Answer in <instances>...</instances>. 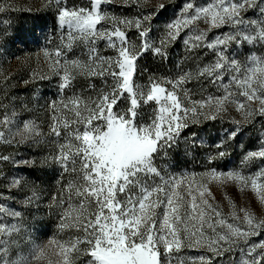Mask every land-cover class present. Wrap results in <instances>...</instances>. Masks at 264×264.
I'll list each match as a JSON object with an SVG mask.
<instances>
[{"label":"snow or ice","instance_id":"snow-or-ice-1","mask_svg":"<svg viewBox=\"0 0 264 264\" xmlns=\"http://www.w3.org/2000/svg\"><path fill=\"white\" fill-rule=\"evenodd\" d=\"M115 2L91 0L90 8L61 7L58 11L60 25L67 26L70 40L79 36L90 45L88 53L91 63L81 67L87 68V74L101 77L107 74L113 81L110 91L101 93L93 102L94 107L88 109V116H82L80 110L75 111L74 122L83 123L84 130L76 128L66 132L64 142L58 144L56 154L52 157L64 171L76 174L66 186L68 203L63 215L65 218L74 216L86 233V242L90 247L83 251L92 258L86 264H211L209 256L177 255L182 249L204 246L215 256L238 250L241 257L234 264H264V241L250 242L253 237L264 233V218L258 219L247 209H243L241 224L219 218V211L206 198V193L208 196L211 193L205 186L211 181L235 182L242 191L246 188L250 190L264 205V168L254 174H246L242 169L227 172L209 169L201 174L204 182L197 189L189 184L186 189L177 191L188 177L183 174H169L166 177L154 163L158 153L166 155L167 149L176 145L181 131L189 126L186 117L191 114L195 121L198 108L205 105L214 108L205 119L215 120L225 110L226 103L235 104L237 110H244L243 115L247 119L254 112L250 108L246 109V103L255 100L260 105L255 114L264 116V59L253 56L252 65L242 71L241 63L228 55V48L233 43L237 46L244 43L264 44V0H209L202 6L197 5L195 0H185L178 16L166 23L158 42L150 38L151 21L165 11L163 2L156 4L150 11H144L143 6L150 0H124L125 4L135 5L140 11L136 18L131 19L110 15L101 7L102 4ZM3 11L5 9L0 7V12ZM249 11H254L256 18H246ZM200 20L208 24L209 28L227 25L230 30L208 40L207 30L194 28ZM101 22L110 24V27L103 26ZM128 28L136 29L139 44L128 37ZM186 28H194L183 41L186 49L207 48L215 55L214 61L200 68L196 75L211 77L213 83L222 82L225 76L229 77L228 83L221 85L222 96L189 102L187 93L181 96L178 87L192 78L190 72L166 82L150 78L144 86L134 81L139 57L146 52L165 57L166 45L175 42ZM98 40H105L107 47L114 49L116 55H99L95 47ZM60 54L57 50L56 56ZM73 65H80V61L62 65L61 89L69 87L74 78L70 76ZM258 73L260 79L257 80ZM165 83L171 87H165ZM233 85L239 89L238 93L232 90ZM237 95L244 99H236ZM120 100L128 102L127 110L113 112V107ZM78 102L79 98L71 100L73 105ZM149 102L158 106L151 124L135 125L133 118L137 115L138 107L141 103ZM50 106L54 108L55 102ZM12 116L5 114L0 118V142L11 144L32 140L39 143L35 141L38 135L35 125L31 121H23L21 126L13 130ZM93 120H103L106 131L102 130L100 124L93 125ZM72 122L64 121V128L68 129ZM51 134L61 137L57 124L52 126ZM237 134V129L227 132L229 138ZM225 155L226 152L221 151L215 157L210 156L209 160ZM10 159L9 156L0 155V163ZM256 159H264V146L258 151L246 153L242 163L247 164ZM12 163L31 166L35 161L12 159ZM152 177H158L159 183ZM21 180V176L13 177L12 185L19 186ZM35 196L33 192L29 202ZM73 196L81 198L78 204L71 202ZM5 198L0 194V200ZM157 209L163 210L158 212ZM213 215L217 217L216 220H213ZM20 216L19 211L0 204V237H10L19 231L18 225L8 223L6 218ZM233 217L240 219L235 213ZM193 220L200 223L196 231H189L188 224ZM205 224L212 232L208 238L200 230ZM218 226L225 230L217 231ZM181 232L187 233V240ZM81 242L78 238L69 246L59 245L64 264H75L76 256L71 254L76 252L79 255L81 249L77 245ZM241 244L244 246L241 247ZM42 251L43 247L37 248L34 256L39 257ZM8 254L9 241L0 239V264H31L27 258L9 259Z\"/></svg>","mask_w":264,"mask_h":264},{"label":"rangeland","instance_id":"rangeland-1","mask_svg":"<svg viewBox=\"0 0 264 264\" xmlns=\"http://www.w3.org/2000/svg\"><path fill=\"white\" fill-rule=\"evenodd\" d=\"M160 2L166 5V9L161 15L152 19L150 32V38L157 42L163 35L166 23L178 16L185 0H150L143 6L144 11L152 10ZM195 2L202 6L209 3V0H195ZM0 7L5 9L0 12V118L5 114L12 116L15 113V116H12L13 130L21 126V122L31 121L38 133L35 141H39L35 143L29 140L11 144L0 142V155L15 160L35 161L31 166L14 165L12 159L0 163V194L6 197L0 200V204H6L12 210L21 213L20 217L6 218L8 223L17 224L19 231L14 232L10 237H0V239L9 241V259L27 258L31 264H64L59 245L69 246L79 238L82 242L77 247L81 251L78 256L76 252L71 255L76 256L75 264H86L92 259L83 251L90 247L86 242V233L74 216L65 218L63 215L68 203L66 186L76 174L64 171L52 157L56 154L58 144L64 142L66 132L76 128L84 130L83 123L74 122L75 111L80 110L82 116H88V109L94 107L93 102L101 93L110 91L113 83L107 74L103 77L87 74V68H82L81 65L91 63L88 53L89 43L79 36L70 40L67 26H61L58 19V11L61 7L90 8L91 0H0ZM101 7L110 15L129 19L136 18L140 14L135 5L129 6L124 0L102 4ZM256 15L254 11H249L246 18H256ZM101 23L105 27H110L106 22ZM196 27L207 30L208 40H213L230 30L227 25L209 28L203 20L197 21L194 25V28ZM194 28L184 29L175 42L166 45L165 57H160L154 52H146L140 56L134 76L136 84L147 85L150 78L166 82L190 72L192 78L178 87L181 96L186 92L189 102L222 96L224 93L221 85L228 83V76H225L222 82L213 83L211 77L196 75L200 68L214 61L215 55L207 48L191 51L186 49L183 41ZM127 35L139 44L136 40L135 28H128ZM95 47L101 56L116 55L114 49L107 47L105 40H98ZM57 50L61 53L59 57L56 56ZM46 52L48 55H45ZM228 55L241 63L243 71V68L252 65L253 56L264 59V44L244 43L237 46L233 43L228 48ZM71 61H80V65L71 66L70 76L74 78L71 79L69 87L61 89L62 65ZM258 79H260L259 73ZM164 86L171 87L166 83ZM255 86L254 84L253 87ZM232 90L239 92L234 85ZM73 98H79V102L75 105L71 103ZM236 99L244 98L237 95ZM53 102H55L54 108L50 106ZM127 107L128 102L120 100L113 107V112L126 111ZM157 107L154 102L141 103L137 115L133 118L134 124L137 126L151 124ZM248 108L253 110L254 115L247 119L243 115L244 110H237V106L232 103H226L225 110L220 112L215 120L204 118L214 111V108L208 105L198 108L195 121L192 120L191 114L186 117L189 126L181 131L176 145L168 148L166 155L158 153L154 160L157 168L166 177L169 174L176 176L183 174L188 177L177 191L186 189L189 184L193 189H197L204 182L201 174L209 169L223 172L242 169L246 174H254L264 168V159L242 163L246 153L258 151L264 146L262 144L264 116L255 114L259 111V102L255 100L247 102L246 109ZM64 121L73 122L69 124L68 129H65ZM54 124L60 128L59 138L51 134ZM95 124H100L102 130L106 131L103 120H93V125ZM233 129H237L238 134L234 138H229L227 132ZM73 143L79 142L73 141ZM221 151H225L226 155L209 160L210 156L215 157L216 153ZM77 161L79 167V157ZM15 176L22 177L19 186L12 185V178ZM152 179L159 183L158 177ZM205 186L211 193V196L206 193V198L219 211V218L229 223L241 224L243 209L249 210L258 219L264 218V205H261L247 188L242 191L237 183L231 181L227 183L211 181ZM33 192L36 196L29 202ZM80 199L73 196L71 202L75 205ZM162 210L157 209L158 212ZM233 213L240 219H234ZM216 219L217 217L213 215V220ZM199 223L197 220L190 222L189 231H196ZM200 230L204 232L205 238L212 235L206 224ZM224 230L217 227V231ZM181 235L185 240L188 239L186 232H181ZM256 241H264V233L253 237L250 242ZM243 246L241 244V247ZM39 247H43L42 254L35 257L34 252ZM177 255L209 256L211 264H234V261L241 257L238 250L215 256L207 251L206 246L199 249H182Z\"/></svg>","mask_w":264,"mask_h":264}]
</instances>
